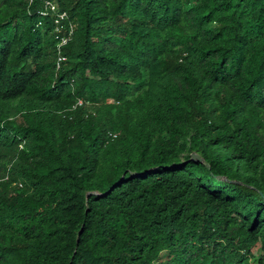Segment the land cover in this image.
<instances>
[{"label":"trees","instance_id":"16d2710c","mask_svg":"<svg viewBox=\"0 0 264 264\" xmlns=\"http://www.w3.org/2000/svg\"><path fill=\"white\" fill-rule=\"evenodd\" d=\"M0 264H264V0H0Z\"/></svg>","mask_w":264,"mask_h":264},{"label":"built area","instance_id":"2783aa9c","mask_svg":"<svg viewBox=\"0 0 264 264\" xmlns=\"http://www.w3.org/2000/svg\"><path fill=\"white\" fill-rule=\"evenodd\" d=\"M47 7L50 8L51 11L53 12H57L56 11V7H55V4H52V3H49V2H45ZM43 15L46 14V12H41ZM66 17V13L65 12H57L56 13V17H55V20L54 22L56 24L60 23L61 20H64ZM62 26L60 25L59 27H57V31L61 28ZM72 33V26L71 25H68V28H67V36H61L59 42L57 43V64H59L61 61H63L65 59V56L61 53V47L66 44V42L69 40L70 38V35Z\"/></svg>","mask_w":264,"mask_h":264},{"label":"water","instance_id":"95a60500","mask_svg":"<svg viewBox=\"0 0 264 264\" xmlns=\"http://www.w3.org/2000/svg\"><path fill=\"white\" fill-rule=\"evenodd\" d=\"M190 160H192L194 162H199V161H201V157L199 155H197L196 153H191ZM132 174H134V173H132ZM77 241H78V236H77Z\"/></svg>","mask_w":264,"mask_h":264},{"label":"rangeland","instance_id":"374dc122","mask_svg":"<svg viewBox=\"0 0 264 264\" xmlns=\"http://www.w3.org/2000/svg\"><path fill=\"white\" fill-rule=\"evenodd\" d=\"M252 253H253V255H254V258H253L251 261H252V263H254V262H255V257H257L258 254H259V250H258V248H257V247H254V248L252 249Z\"/></svg>","mask_w":264,"mask_h":264}]
</instances>
